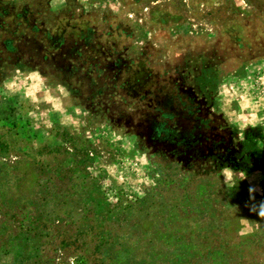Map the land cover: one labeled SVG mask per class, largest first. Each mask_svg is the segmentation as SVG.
<instances>
[{"label": "rangeland", "instance_id": "obj_1", "mask_svg": "<svg viewBox=\"0 0 264 264\" xmlns=\"http://www.w3.org/2000/svg\"><path fill=\"white\" fill-rule=\"evenodd\" d=\"M263 149L264 0H0V264H264Z\"/></svg>", "mask_w": 264, "mask_h": 264}, {"label": "clouds", "instance_id": "obj_2", "mask_svg": "<svg viewBox=\"0 0 264 264\" xmlns=\"http://www.w3.org/2000/svg\"><path fill=\"white\" fill-rule=\"evenodd\" d=\"M244 126L246 127L248 124H245ZM233 171V168L227 164L222 166L221 174L223 175V180L226 184L233 180ZM251 210L257 211L260 217H264V200H262L258 205H253Z\"/></svg>", "mask_w": 264, "mask_h": 264}, {"label": "trees", "instance_id": "obj_3", "mask_svg": "<svg viewBox=\"0 0 264 264\" xmlns=\"http://www.w3.org/2000/svg\"><path fill=\"white\" fill-rule=\"evenodd\" d=\"M259 155L264 156V149L262 150V152Z\"/></svg>", "mask_w": 264, "mask_h": 264}]
</instances>
